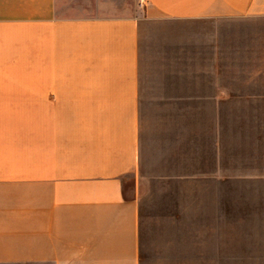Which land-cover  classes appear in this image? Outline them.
Instances as JSON below:
<instances>
[{
	"label": "crops",
	"instance_id": "crops-1",
	"mask_svg": "<svg viewBox=\"0 0 264 264\" xmlns=\"http://www.w3.org/2000/svg\"><path fill=\"white\" fill-rule=\"evenodd\" d=\"M70 2L0 0V264H140L162 177L190 264H264V0Z\"/></svg>",
	"mask_w": 264,
	"mask_h": 264
},
{
	"label": "rangeland",
	"instance_id": "rangeland-1",
	"mask_svg": "<svg viewBox=\"0 0 264 264\" xmlns=\"http://www.w3.org/2000/svg\"><path fill=\"white\" fill-rule=\"evenodd\" d=\"M131 2L135 9L140 8L139 0H71L66 9L71 14H81L84 10L94 14L114 13L126 10ZM135 185L133 178L124 180V197L134 196ZM152 187L156 188L150 198L152 218L142 230L140 264H190L192 257L183 253V242L178 240V234L190 227L178 224V184L162 177L154 180ZM230 262L238 263L239 258L231 257ZM248 263H255L254 257Z\"/></svg>",
	"mask_w": 264,
	"mask_h": 264
}]
</instances>
